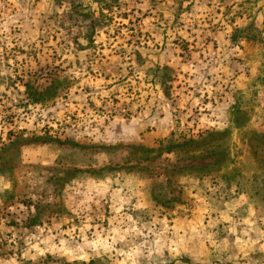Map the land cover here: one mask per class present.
<instances>
[{"label": "rangeland", "instance_id": "obj_1", "mask_svg": "<svg viewBox=\"0 0 264 264\" xmlns=\"http://www.w3.org/2000/svg\"><path fill=\"white\" fill-rule=\"evenodd\" d=\"M0 264H264V0H0Z\"/></svg>", "mask_w": 264, "mask_h": 264}, {"label": "trees", "instance_id": "obj_2", "mask_svg": "<svg viewBox=\"0 0 264 264\" xmlns=\"http://www.w3.org/2000/svg\"><path fill=\"white\" fill-rule=\"evenodd\" d=\"M239 34H242L241 32H238ZM29 89V88H28ZM28 93V97L30 98V100H31V102L32 103H37V102H41V101H43L42 99H43V95H41V94H36L35 92L33 93V94H29V92H27ZM37 95V96H36ZM36 96V97H35ZM232 123L233 124H235L236 126H238L239 124H237V123H239L237 120H232ZM225 133H228L227 131L225 132ZM220 135H222V134H220ZM171 150V148H168L167 149V151H170ZM144 151V153H152V152H154V150L153 149H150V150H143ZM232 162V160L230 161V163Z\"/></svg>", "mask_w": 264, "mask_h": 264}]
</instances>
